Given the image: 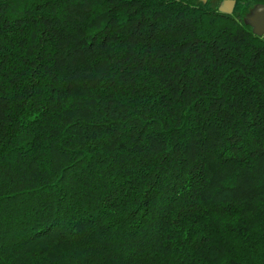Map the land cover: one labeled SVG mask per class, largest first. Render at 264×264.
Instances as JSON below:
<instances>
[{
	"label": "trees",
	"instance_id": "1",
	"mask_svg": "<svg viewBox=\"0 0 264 264\" xmlns=\"http://www.w3.org/2000/svg\"><path fill=\"white\" fill-rule=\"evenodd\" d=\"M0 0V264H264V0Z\"/></svg>",
	"mask_w": 264,
	"mask_h": 264
},
{
	"label": "water",
	"instance_id": "2",
	"mask_svg": "<svg viewBox=\"0 0 264 264\" xmlns=\"http://www.w3.org/2000/svg\"><path fill=\"white\" fill-rule=\"evenodd\" d=\"M236 5L235 0H226L222 3L219 11L224 14L231 15ZM245 25L252 29L254 35L258 37L264 36V4L256 5L244 19Z\"/></svg>",
	"mask_w": 264,
	"mask_h": 264
},
{
	"label": "rangeland",
	"instance_id": "3",
	"mask_svg": "<svg viewBox=\"0 0 264 264\" xmlns=\"http://www.w3.org/2000/svg\"><path fill=\"white\" fill-rule=\"evenodd\" d=\"M204 1L207 2V0H204ZM211 5H212L213 7H216V8H220V7L222 6V4H221V5H218V4L215 3V2H212Z\"/></svg>",
	"mask_w": 264,
	"mask_h": 264
}]
</instances>
